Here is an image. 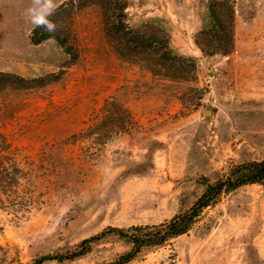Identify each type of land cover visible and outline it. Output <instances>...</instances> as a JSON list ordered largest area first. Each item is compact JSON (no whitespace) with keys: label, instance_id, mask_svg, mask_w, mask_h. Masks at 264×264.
<instances>
[{"label":"rangeland","instance_id":"1","mask_svg":"<svg viewBox=\"0 0 264 264\" xmlns=\"http://www.w3.org/2000/svg\"><path fill=\"white\" fill-rule=\"evenodd\" d=\"M211 1L127 0V26L166 41L182 72L121 57L97 5L57 0L54 34L73 59L56 41L31 43L32 0H0V74L11 76L0 85V264L102 232L84 256L42 264H110L130 248L110 228L166 222L232 165L264 159V0H214L227 29L233 12L226 55L204 34ZM127 264H264V184L222 194Z\"/></svg>","mask_w":264,"mask_h":264},{"label":"trees","instance_id":"2","mask_svg":"<svg viewBox=\"0 0 264 264\" xmlns=\"http://www.w3.org/2000/svg\"><path fill=\"white\" fill-rule=\"evenodd\" d=\"M73 2H69L71 4ZM225 4L227 2H224ZM78 7L84 8L88 5H97L101 10L104 32L109 40L114 44V49L121 56L147 55L150 58L158 59L162 67L178 71H184L185 59L174 56L168 43L159 41L155 34L142 33L140 30L131 29L126 24L127 0H78ZM217 1L212 0L209 3V18L213 22V29L204 31V34L211 36L216 43L215 52L223 55L231 52L232 42V16L233 12L230 6L229 27H225L217 16ZM227 5V4H226ZM49 17V19H51ZM215 28H219L215 31ZM50 36H54L55 41L59 44L64 52L71 55L73 59L76 53L72 46L67 44L65 38L54 33H48L43 28H35L30 33V41L33 45H38L49 40ZM11 76L0 74V85L2 79H9ZM23 81V78H19ZM108 105V104H107ZM112 105V104H111ZM109 118L114 119L115 112H106ZM124 119L120 124H115L114 128L121 131L127 128L129 117L125 118L128 113L122 110ZM123 116V115H122ZM129 116V115H128ZM128 119L127 122H125ZM113 131V130H112ZM250 184H264V159L260 161L245 162L232 165L228 172L220 179L212 184H208L203 194L191 205L186 211L173 216L170 220L157 225L151 226H132L126 230L118 228H110L108 231L115 234L119 239L125 240L130 246L129 250L120 255L110 264H127L134 260L143 248L151 246H159L167 240L183 235L200 217L204 209L216 203L222 194H228L239 187ZM106 232L99 235L89 237L83 240L73 252L63 255H46L42 256L33 264H42L47 261H71L80 258L91 250L92 243L101 240Z\"/></svg>","mask_w":264,"mask_h":264},{"label":"clouds","instance_id":"3","mask_svg":"<svg viewBox=\"0 0 264 264\" xmlns=\"http://www.w3.org/2000/svg\"><path fill=\"white\" fill-rule=\"evenodd\" d=\"M57 7V0H32L31 6L25 9V15L33 30L43 28L48 33L56 32L57 24L49 17L54 15ZM49 40L55 43L54 36H50Z\"/></svg>","mask_w":264,"mask_h":264}]
</instances>
